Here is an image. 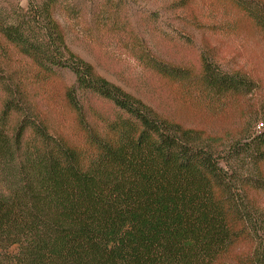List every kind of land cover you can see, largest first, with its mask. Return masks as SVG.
I'll list each match as a JSON object with an SVG mask.
<instances>
[{
	"label": "trees",
	"instance_id": "1",
	"mask_svg": "<svg viewBox=\"0 0 264 264\" xmlns=\"http://www.w3.org/2000/svg\"><path fill=\"white\" fill-rule=\"evenodd\" d=\"M65 1L29 0L11 13L0 6V249L17 245L16 264H264V220L239 194L264 189V180L242 179L220 163L212 137L159 116L72 53L55 19ZM229 1L264 31L262 0ZM141 55L161 76L190 80ZM203 58L197 84L210 92L253 85ZM62 69L75 76L61 101L77 141L52 129L33 100ZM86 95L112 104L113 116ZM263 147L264 133L259 159ZM248 240L247 251L233 252Z\"/></svg>",
	"mask_w": 264,
	"mask_h": 264
},
{
	"label": "rangeland",
	"instance_id": "2",
	"mask_svg": "<svg viewBox=\"0 0 264 264\" xmlns=\"http://www.w3.org/2000/svg\"><path fill=\"white\" fill-rule=\"evenodd\" d=\"M27 1L0 0V6L11 13ZM55 19L69 50L99 75L159 116L212 137L220 163L230 165L242 179L264 180V159L254 148L264 133V128L257 129L264 123V31L229 0H191L185 5L181 0H67L57 6ZM141 53L184 69L190 80L180 83L161 76ZM203 57L222 72L246 75L253 85L241 93L210 92L197 84ZM56 73L45 91L30 87L36 94L33 100L49 115L52 129L77 141L81 131L61 101L63 88L71 86L75 76L68 69ZM85 97L91 108L113 116L112 104ZM243 188L239 194L253 207V217L260 211L264 220V189ZM250 246L249 240L241 241L233 252L239 256ZM17 252V245L0 249V264H16Z\"/></svg>",
	"mask_w": 264,
	"mask_h": 264
},
{
	"label": "built area",
	"instance_id": "3",
	"mask_svg": "<svg viewBox=\"0 0 264 264\" xmlns=\"http://www.w3.org/2000/svg\"><path fill=\"white\" fill-rule=\"evenodd\" d=\"M263 127H264V123H263V122H259V123L257 124V129H258V130L262 129Z\"/></svg>",
	"mask_w": 264,
	"mask_h": 264
}]
</instances>
